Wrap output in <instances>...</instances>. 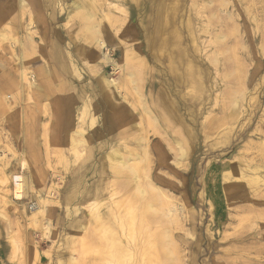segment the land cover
<instances>
[{
	"label": "rangeland",
	"instance_id": "rangeland-1",
	"mask_svg": "<svg viewBox=\"0 0 264 264\" xmlns=\"http://www.w3.org/2000/svg\"><path fill=\"white\" fill-rule=\"evenodd\" d=\"M7 1L0 0V5H2L0 6V213L5 217L2 218L0 216V264H72V255L77 257L78 264H96L97 261L92 259V252L95 249L88 244L85 246L86 248H81L78 245L79 234L77 231L80 226L90 224L91 222L87 207L92 202H95L96 199L98 201L107 200L113 189L102 182L103 174L99 171L100 169L78 167L80 166L79 164H82V159L87 160L85 155L88 154H84L79 161L75 153L73 151L72 153L68 149L67 133L64 134L63 132V117L61 113H58L60 109L64 110L62 106L54 105L57 108L51 107L50 104L46 106L40 103L37 98L31 102L23 100L22 91L17 79L19 78V73L16 72L17 69L15 68L17 64L16 58L14 56V59L12 57L13 54L9 51L1 52V49L6 48L11 43L10 30L12 27H16L12 29L15 34L17 33L16 35L19 33L22 35L21 31L24 32L23 35L25 36H27L26 34L34 33V42L36 41L34 46H36V49L27 50L29 54L24 64L27 70L40 75L48 68L49 64L50 67L55 66L59 68L58 65L52 62L49 63L46 57L51 51L49 47L54 46L53 41L61 34L64 37L65 46L70 49V52L72 51L71 53L75 62L77 63L78 60L80 70V78L78 80L88 85L91 78L95 79V82L100 79L102 83H98L99 86H104L106 89L108 85L105 82L103 83L102 76L105 78L109 77L108 81L111 86L109 91L111 90L110 92L113 93L114 98L117 94L121 96V100H118L117 103L126 114H128L132 100L130 95L124 90L126 83L124 82L125 73L122 69L124 70L123 65H125L124 52L129 46L124 47V44L120 45L114 52L113 42L114 40L122 39L129 42L130 47L136 48L137 53L147 60V65L140 67V72L147 79V96H151L152 89L155 100L161 93L163 97L168 96L170 101H174L180 112H183L186 131L190 132L192 137L190 138L187 132L183 130L182 134L186 142L184 149L188 155L187 160L184 161V165L187 164L182 168H178L175 165L178 157V146H175L172 140L178 134L171 132L169 135L170 145L165 142L159 145L158 142H161V138L158 135H150L153 159L158 161V155L162 150L167 155V158L162 160L163 163L160 167L156 163L153 176L154 179L158 177L155 187L163 195L165 194L168 199L170 198L168 201L172 204L168 202L167 205L171 206L172 209L178 210L177 218H173L172 222H174L168 224L172 230L174 239L171 245L175 244L174 246L178 250V259H175L176 263L179 261L178 264H245L250 248L248 252L234 249L244 247L241 244L240 238L248 234L251 219L253 220L256 216L262 215L263 219H256V221L260 225L264 223L263 206L253 209L257 210V212L250 210L254 206L253 202L249 201V195L253 197L254 195H258V192L251 194L254 189L249 187L248 181L238 179L239 171L243 173L247 170V165H254L264 161V157L262 158L261 155L264 151V139H259L260 136H264V51L262 49V46H264V34H258L255 43L253 38L249 37V29L252 27L247 25L244 18H240L239 20V25L241 24L239 26V34L236 30L232 33L229 31L230 29H235L237 25L235 22L225 26V29L230 28L229 30L224 29L226 34L231 35L228 41L229 46L227 45L229 49L227 57H233L232 51L239 50L237 57L240 60L238 59V62L244 61L240 63V66L243 67L245 65L241 68L246 72L242 76L246 82L245 90V82L242 79L239 80L236 76V67L240 69L236 60L232 59L235 76L232 79H228L225 77L228 68L222 61L223 57H220L222 58L220 64L222 62L225 68L221 64L223 67L219 65L217 72L215 70L216 67L212 66L208 56H206L207 53L208 55L211 54L209 50L211 48H207L208 42L205 39L199 40L202 50H205L202 53L197 52L196 44H193V37L190 35L191 33L187 27L188 13L190 11L191 24L195 23L196 29L198 28L196 25L197 13L195 12V7H192L194 6V1L197 0H180L175 17V27L178 31L180 30L184 46L187 47V51L189 50L190 59L196 64L198 63L197 65L201 66L206 75L207 86L203 93L204 96L202 95L199 101H194L191 89L177 85L174 81L171 64L175 63L176 67L180 66L178 65L177 57L170 55L169 50L158 47L156 49L155 46L150 45L149 38L155 30L152 21L155 20L154 16L157 15L158 8L154 7L153 9L152 6L154 3L159 6L162 0H129L130 2L128 0H121V4L116 3L118 5L112 6L111 11H109L113 14L112 17L114 18L115 15V17L123 19L122 14H126V20L123 21L125 23L120 22L116 26V30L119 29L117 37L106 36L102 33L100 36L98 35L100 39L108 41L107 46L101 51H97L96 47L92 48L90 44L84 43L80 38H77L78 24L76 25V21L72 22V24H66L67 12L66 9L64 10V5L66 7L70 3V0H59V2L54 4L47 3L46 1L47 6L44 11L41 10L43 7L39 3L35 6H28L23 10L24 19L22 11L19 8L14 9L16 21L13 24L11 19L5 16L8 14H4L3 12ZM247 6H244L245 11ZM257 6L256 9H259V4ZM31 18H35V25H30ZM107 23L105 22V24ZM190 28L195 33L193 25ZM20 34L18 37L21 36ZM239 37L242 40L238 41V44L237 40ZM42 39H47V42H43ZM232 43L235 44L233 45ZM204 45H206V48L203 47ZM231 46L234 49H231ZM90 50H92V56L88 54ZM53 53H55V50H53ZM79 55L85 56L83 61H81L82 58ZM89 58H91V64L88 63ZM105 58L109 59L108 64L104 63ZM257 61H259L258 66H261L260 68L256 64ZM20 68H23V66H20L18 69ZM247 68L249 69L247 70ZM92 69L101 75L92 74L90 72ZM220 75L222 76L220 77ZM43 79L39 77L37 80L43 83ZM221 81L226 83L223 84ZM242 83L244 84V86L242 85L244 89L242 87L241 89L245 90V96L241 107L238 108L239 115L234 120H228L227 116L230 113L228 107L230 104L228 105L227 102V105H224L225 101L228 95L232 94L234 96L238 91L237 89H239L238 85ZM56 84L60 85L61 83L57 82ZM80 85L82 84L80 83ZM224 87L225 90L222 92ZM46 94L51 93L46 92ZM10 95H13L12 100L9 99ZM76 95L79 94L76 93ZM11 101H15L17 104L9 103ZM149 103L154 110L152 98H149ZM130 116L131 121L138 120L140 115L137 116L136 112ZM86 120L90 119L87 117ZM161 128L164 131L162 125ZM145 129L148 128L145 127ZM88 130L91 134L93 133L92 128L89 127ZM176 131L179 130L177 129ZM111 133L112 135L116 133L115 136H117L119 131L114 128ZM134 134L133 132H125L124 136L133 135L132 139H134L137 136ZM48 146L55 153L53 151L48 152L46 149ZM59 146H64L63 154L54 150ZM175 151L177 155L174 153ZM47 162L51 164L50 167L45 165ZM243 175H246V173ZM49 191L54 192L55 196L49 198L50 207L46 209L47 214L43 219V223H46V226L36 229L30 226L25 219L22 207H24L27 215H31L34 208L38 207V205H35L33 197L37 195L46 198ZM149 195L146 198L151 196ZM117 198L120 199L121 194ZM128 198L123 196L121 202L122 209L120 207V210L123 211L122 214L127 216L130 214L127 210L133 204L129 203L131 200ZM106 211L107 208L103 206L101 213H105ZM148 225L150 227L144 226V230H141L138 242L145 237L148 238L151 235V229L156 230L154 224ZM160 230H163V227H159L156 231L159 232ZM103 232L105 231H99L98 235L105 239V236L107 235L106 237H108L109 234L108 232L103 234ZM89 236L90 234L86 237L87 240ZM99 236L98 238H100ZM14 242L17 243L19 249H15L13 246ZM232 245L234 248L231 247ZM263 246L260 245V247ZM256 247H259V245ZM157 249L158 246L153 253L149 254L147 261L150 257L154 260V252L159 255L162 247H159V251ZM138 258L134 264H137V261L138 264L144 263L141 262L143 261L142 258ZM161 260L164 261L163 258ZM103 263L105 262H99V264ZM148 263L150 262L148 261L144 264Z\"/></svg>",
	"mask_w": 264,
	"mask_h": 264
},
{
	"label": "bare ground",
	"instance_id": "bare-ground-1",
	"mask_svg": "<svg viewBox=\"0 0 264 264\" xmlns=\"http://www.w3.org/2000/svg\"><path fill=\"white\" fill-rule=\"evenodd\" d=\"M46 1L47 3H53V4L59 2V0H44V1L43 0H8L6 3L7 5L4 6L3 12L4 14H8L5 16H8L13 24V22L16 21L15 19L16 13L13 12L14 9L19 8L20 11H22L23 19H24L23 10H25L26 7L35 6L37 3H39L43 7L41 10L44 11L46 10L45 7L47 6ZM161 2L162 3L159 6H157L155 3L152 6L153 9L154 7L156 8L158 7V8L156 12L157 15L154 16L155 20L152 21L155 30L151 35V37L149 38L150 45H152L153 47L155 46L156 49L158 47L164 50H169L170 55H174V57H177L178 65L180 66L176 67L175 63L171 64L173 70L172 73L174 74V79H175L174 81L177 85H180L182 87L185 86L191 89L192 91L191 95L193 100L199 101L201 99V96L202 95L204 96L203 93L205 87L207 86L206 75L202 70L201 66H198L197 65L198 63L196 64L193 60L190 59V54L188 53L189 50L187 51V47L184 46L182 35L179 32L180 30L178 31L175 27L176 25L175 17L180 0H162ZM116 3L121 4V0H70V3H68L66 7L64 5V10L66 9L67 12L66 24L67 25L72 24V22L76 21L77 22L76 25L78 24V28L76 32L77 38L78 39L80 38L82 41H84V43L90 44L92 48L96 47L97 51L98 50L101 51L103 48H105V46H107L106 44L108 41H104L103 39H100L98 35L100 36V34L102 33L105 34L106 36H110V35L116 36L118 34L117 31L119 30V29L116 30V26H118V23L126 20V14L125 15L122 14L123 19H121L115 17V15L113 18L112 17L113 14L109 12L111 11L112 6L115 7L116 5H118ZM193 4L194 6L192 7H195V12L197 13L196 25L198 26V28L196 29L194 25L195 23L191 24L190 11L188 13L189 18L187 21V27H188V31L191 33L190 35L193 37V41H192L193 44H196L197 52L202 53V51L205 50V49L202 50L201 44L199 42V40L205 39L206 42H208L207 48H211L209 49L211 54L209 52L210 55H208L207 53L206 56H208L212 66L213 67L215 66L216 67L215 70L217 71L219 65L222 64V62L220 64V60L222 59L220 57H223L222 61L224 64H226L225 66L228 68L226 76L225 75L223 76L227 77L228 79L229 78L232 79V77L235 76V73H233L235 68L233 69L232 59L238 62L239 58L237 56L239 50H234L232 51L233 53L230 52L233 54V57L231 56L229 58L227 57L229 50L227 45L231 35L226 34L225 30H227L228 28L225 29L226 28L225 26L229 25V23L235 22L237 24L235 26V29L232 26L233 30H231L230 28H229L230 30L229 29L228 30L231 31V33L234 32V30H236L239 34V26L241 25V24L239 25L240 22L239 20L240 18L241 19L244 18L245 22H247V25L249 27H252L249 29L250 31L249 37H252L253 41L256 43L257 41L256 36L261 33L264 34V0H197L194 1ZM258 4L260 7L259 9H256V6ZM245 5H248L246 11L244 10ZM106 10L108 11L107 13ZM260 18L262 21L260 20ZM34 19L35 18H31L30 25H35ZM105 22L108 23L105 24ZM191 25H193V29L195 28V33L194 31L193 32L191 31L190 28ZM13 28L16 27H12L10 30L11 43L6 48L1 49V52L4 53L5 51H9L11 52V54H13L12 57L14 58L15 56L16 58V59L14 58L17 63L15 68L17 69L16 72L19 73V78L17 79L19 82L20 89L22 91L23 100L25 102L28 101L31 102L33 101V99L37 98L38 101H40V103L46 106L48 104H50L51 107L62 106L64 110L60 109L58 113H61L63 117L62 118L63 132L64 134L67 133V138L69 139V140L67 139L68 149H70L71 152L73 151L75 153L79 161L82 159L84 154H88L85 155L87 160L82 159L83 162L82 164H79L80 166L78 167L81 168L90 167V168L100 169L99 171H101V173L103 174L102 182L106 184V186H111L113 188L109 194L110 197L108 196L109 198L107 200L104 199L103 201H98L96 199L95 202H92L87 207L89 211V216L91 218V222L90 224L80 226L79 230L77 231L79 234L78 245H80L81 248H84L88 244L95 249V251L92 252L93 253L92 259H95L94 261H97L96 264H99V262H103V261L105 262L103 264H134L137 257L142 258L143 261L141 262L146 263L149 261L150 263L148 264L176 263L175 259H178V254H177L178 250L174 246L175 244H173L174 247L171 245V243L174 242V239L172 236V230L171 228H169L168 224L172 222L173 218L174 219L177 218L178 210L172 209L171 206L169 207L167 205L169 202L168 200L170 198L168 199V197H166L165 194L163 195L160 192V190H158L155 187L156 186L155 182L157 181L156 179H158V177L157 178L155 177L156 179H154L153 176V171L154 168L156 167V163L160 167V165L163 163L162 160L166 159L167 155L163 150L160 151L161 150L160 149L159 150L160 153L158 155L159 156L158 161L153 159V149L151 148L150 142H151V136L158 135L161 138L160 139L161 142L160 141L158 142L159 145H162L163 142L170 145L171 142L169 135L171 134V132H174V134L177 133L178 136H175L176 138L174 139L172 138L174 145L178 146V150H177L178 157L177 160L175 161V165L178 168H182L187 164L186 163L184 165V161L187 160V156H188L187 152L184 149L186 142L182 132L183 130L185 132L187 131H186L184 117L182 115L183 112L182 113L180 112V109L178 108V106L174 101H170L168 96L163 97L161 93L158 97H156L155 100L154 99L155 96L153 95L152 89L150 94L151 96L149 95L147 96V90H146L147 79L143 77L142 73L140 72L141 71L140 67L142 65L146 66L147 60L142 55L137 53V51L135 50L136 48L134 49L133 46L130 47L129 42L123 41L122 39L114 40L113 42L114 52L118 49V47H120V45L124 44L125 45L124 47L129 46L128 48H126V51L124 52L125 65H123L124 70L122 69V71L125 73L124 82L126 83L124 90L130 95L132 100L130 107L128 109V114H126V112H124L121 109V106L117 103L118 100L119 101L121 100L120 98L121 96L117 94V96L115 95L116 97L114 98L112 95L113 93L110 92L111 90L109 91V89L111 88L110 83L108 81L109 77L105 78L102 76L103 83L105 82V84L108 85V87L106 88L107 90L104 88V86L103 87L99 86V84L102 83L100 79L97 80V82H95V79L91 78V81L88 85H85L86 83L80 82L78 80L80 78L78 60L76 59L77 60L76 63L71 53L72 51L70 52V49L65 46L66 44H64V37L61 34H59L56 37V40L53 41L54 46L49 47L51 53L49 52L47 54L48 56L46 57V60H48L49 63L52 62L58 65L59 68L55 66L50 67L49 64L48 68L42 72L43 75L39 73L42 76L27 70L26 67L24 66L25 62L27 61L26 60V58L28 57L27 55L29 54L27 50L36 49L35 48L36 46H34L36 42V41L34 42V33L29 32L30 34H26L27 36H25L23 35L24 32L21 31L22 35L19 33L21 36L18 37L19 34L16 35L17 33L15 34L14 31L12 30ZM6 29L8 30V28ZM241 40L242 38L239 37L237 43L239 44L238 41ZM42 41L47 42V39H42ZM232 46L230 48L234 49L232 48ZM203 47L206 48V45H204ZM262 49L264 51V46H262ZM53 50H55V53H53ZM91 51L92 50L88 51L89 52L88 54L92 56ZM79 56L82 58L81 61H83V58H85V56L83 55H79ZM240 56L241 55H239V57ZM240 58H242V56ZM90 59L91 58H89V62H88L89 64H91ZM108 61H109L108 58L104 59V63L108 64L109 63ZM241 62H238L237 64L240 67V69L245 66V65L243 67L240 66ZM256 64L258 66L259 61H257ZM20 66H23V68L18 69ZM118 69L120 68L118 67ZM240 69L236 67V72H237L236 76L238 77L239 80L242 79L244 81V78H242V76L245 70L244 69L240 70ZM248 69L249 68H247V70ZM179 70H181V72H179ZM90 72L92 74L101 75L98 74V72H95L93 69ZM221 74L223 73L221 72ZM221 76L222 75H220V77ZM39 77L44 78L43 83L38 82L37 79ZM220 79L224 80L225 78H220ZM57 82L61 84L57 85L56 84ZM228 82H234V81H228ZM80 83L82 85H80ZM221 83L225 84L226 82L224 83L221 81ZM243 83L239 84L238 85L239 87L237 86L239 88L237 89L238 91L235 90L234 88L233 89L231 88L232 90H235L237 92L234 94V96H232V94L230 93L231 95H228L229 98L227 96V100L226 101L224 100L225 101L224 105L230 104L229 107L227 106L230 110L229 111L230 113L227 116L228 120L229 119L234 120V118L239 115L238 108L241 107V103L244 99L245 90H246V82H245V86ZM242 85L245 87V90L241 89ZM224 90L225 87L222 90V92ZM46 92L51 94H46ZM76 93L79 95H76ZM149 98H152V105H154L155 107L154 110L151 104L149 103ZM9 99L12 100L13 95H10ZM9 103L17 104L15 101H11ZM43 111L45 110L43 109ZM136 112H137V116L140 115L138 117L139 119L130 121V117H131L130 115H134V113ZM87 117L90 120L87 121L86 120ZM144 123L146 125L145 127L148 129H145ZM161 125L164 131H162ZM89 127L93 129L92 134L88 130ZM114 128H116L117 131H119L117 136H115L116 133H114V135H112L111 133ZM177 129L179 131H176ZM125 132H133L135 133L134 135L137 136L134 139H132L133 135L125 137L124 136ZM187 134L189 135L190 138H192L190 132H187ZM259 139L260 140L264 139V136H260ZM63 147L59 146L53 149L63 154L64 152ZM46 149L48 152L53 151L52 148H50L49 146ZM105 149L107 150L104 151ZM170 150L172 149L170 148ZM53 153L55 152L53 151ZM174 153H176V151ZM261 155L263 158L264 151L262 152ZM49 162H47L45 165L50 167L51 164ZM246 169L247 170H245L243 173L239 171L238 179H244L245 181H248L249 187L251 189H254V191H252L251 194L258 192V195H254L253 197L249 195L250 196L249 201H252L254 206V208H250V210L257 212V210H253V209L255 208L258 209V207L260 206L264 207L263 205L264 204V194H263L264 161L254 165H247ZM245 173L246 175H243ZM59 178L62 179L61 177ZM149 193L151 196L149 195ZM120 194H121V198L119 199L117 198V196H119ZM147 195H149L150 197L146 198ZM54 196L55 194L52 191L48 192V196L46 198L37 195L34 196L33 198L35 201V205H38V207L36 206V209L34 208V211L32 210L33 213L31 215H27L24 207H22L23 215L25 216V219L28 221L30 226H33L36 229L37 228L40 229L46 226V223H43V219L47 214L46 209L50 207L49 198ZM123 196H125V198L129 197L131 200V202L129 203L134 204V205L132 204L131 208L127 210L130 212V214H128L129 216L122 214L123 211L120 210ZM169 203L172 204L171 202ZM103 206L107 208V211L105 213H101ZM246 207L248 208V206ZM0 216L2 218H5L2 213H0ZM262 217L263 216L260 215L253 218V220L251 219V226L248 234L246 236H241L242 238H240L241 244H243L244 247L241 248L239 246L240 248L234 249L238 251L244 250L248 252L250 248V251L246 256L245 264H264V246H263L264 223L260 225L256 221V219L257 220L263 219ZM148 224H152V225L154 224L156 226V230H158L159 227H163V230L157 232L156 230H152L151 228H149L151 229L150 230L151 235H149L148 238L145 237L142 240H140V242H138L141 230L142 229L144 230L145 228L144 226H147V228L148 226L150 227V225ZM101 230L108 232L109 236L106 237L107 236L106 235L105 239L101 238L98 235V232L99 231L101 232ZM105 232H103V234ZM88 234H90L89 236L90 239L88 238L87 240L86 237H88ZM98 236L100 238H98ZM71 242L73 243V241ZM13 244L15 249L18 248L16 242H14ZM258 245L259 247H256ZM260 245H262L263 247H260ZM157 246L158 249L159 247L160 248L162 247L161 252L159 253L158 252L159 250L157 249L158 250L157 253H159V255L154 252V257H155L154 260L153 258L151 259L150 257L149 260L147 261L149 254L153 253V251H155ZM231 247H233V245ZM162 258L164 261L161 260ZM72 259H73L72 264L79 263V261H77V257H74L72 255ZM178 262L179 261H177L176 264H178ZM136 263L138 264V261Z\"/></svg>",
	"mask_w": 264,
	"mask_h": 264
}]
</instances>
